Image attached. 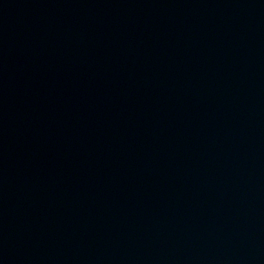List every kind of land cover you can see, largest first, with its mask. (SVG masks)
Returning <instances> with one entry per match:
<instances>
[{"label": "water", "instance_id": "water-1", "mask_svg": "<svg viewBox=\"0 0 264 264\" xmlns=\"http://www.w3.org/2000/svg\"><path fill=\"white\" fill-rule=\"evenodd\" d=\"M0 264H264V0H0Z\"/></svg>", "mask_w": 264, "mask_h": 264}]
</instances>
